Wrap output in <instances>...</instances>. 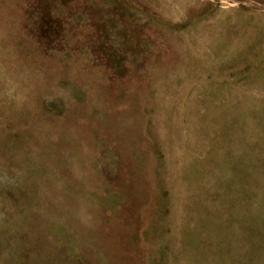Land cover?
Wrapping results in <instances>:
<instances>
[{
  "label": "rangeland",
  "instance_id": "obj_1",
  "mask_svg": "<svg viewBox=\"0 0 264 264\" xmlns=\"http://www.w3.org/2000/svg\"><path fill=\"white\" fill-rule=\"evenodd\" d=\"M0 264H264V0H0Z\"/></svg>",
  "mask_w": 264,
  "mask_h": 264
}]
</instances>
